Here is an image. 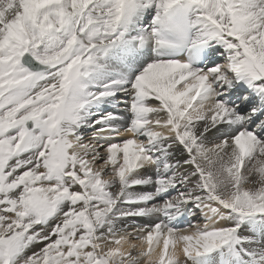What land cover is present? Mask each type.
Returning a JSON list of instances; mask_svg holds the SVG:
<instances>
[{"label":"snow or ice","instance_id":"6c2138e0","mask_svg":"<svg viewBox=\"0 0 264 264\" xmlns=\"http://www.w3.org/2000/svg\"><path fill=\"white\" fill-rule=\"evenodd\" d=\"M0 264H264V0H0Z\"/></svg>","mask_w":264,"mask_h":264},{"label":"bare ground","instance_id":"6f19581e","mask_svg":"<svg viewBox=\"0 0 264 264\" xmlns=\"http://www.w3.org/2000/svg\"><path fill=\"white\" fill-rule=\"evenodd\" d=\"M193 218H196V217H190L189 219H191L192 221L195 222V219H193ZM197 218H198V217H197ZM200 221H201V219H200ZM200 221H196V222H200ZM141 223H143V221H141ZM132 242H133V243H139V241H136V240H133Z\"/></svg>","mask_w":264,"mask_h":264},{"label":"rangeland","instance_id":"374dc122","mask_svg":"<svg viewBox=\"0 0 264 264\" xmlns=\"http://www.w3.org/2000/svg\"><path fill=\"white\" fill-rule=\"evenodd\" d=\"M193 219H195V222L196 221H200V218L199 217L198 218L196 217V218H193ZM200 223H202V220L200 221Z\"/></svg>","mask_w":264,"mask_h":264}]
</instances>
